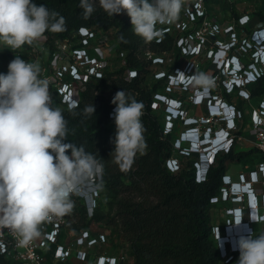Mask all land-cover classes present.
I'll return each instance as SVG.
<instances>
[{"label": "trees", "instance_id": "1", "mask_svg": "<svg viewBox=\"0 0 264 264\" xmlns=\"http://www.w3.org/2000/svg\"><path fill=\"white\" fill-rule=\"evenodd\" d=\"M199 0H190L187 7L195 11L194 4ZM206 4L209 0H203ZM37 5H45L50 11L54 10L65 18V30L58 33L49 32L52 38L66 37L70 32L80 26H89L102 32H109L114 28V38L117 41V52H126V64L117 71H105L102 78L87 82L81 93V103L72 110L60 105L56 96L52 100L53 107H59L67 121L68 136L66 143L82 145L87 152L93 153L102 159L104 173L98 182L101 185V194L106 190L111 192H129L130 197H122L118 204V218L108 219V223L117 225L118 221L126 231L130 241L134 262L132 264H232L238 260L239 252L232 254L231 259L224 261L221 255L215 227L219 226L224 234V225L216 224L214 209L221 204L228 205V201L218 198L223 176L228 172L232 162H242L261 153L253 146L247 150H235V145L228 151L218 155L216 163L211 166L207 178L204 181L196 180L194 161L196 156H187L177 153L180 159V169L172 172L167 166V159L173 155V143L177 138L176 129L169 134H164L166 113L164 109L157 110L153 104L155 94L165 90L169 77L161 79L153 75L149 69L152 60L139 56V47L144 40L132 32L130 18L126 13L107 16L98 6L91 18L84 19L82 9L79 8L80 0H33ZM231 6L236 20L242 15L235 9L236 0H225ZM207 7V6H206ZM253 14L264 22V0H254L252 6ZM208 13V9L206 11ZM205 16H197L195 27H190L185 34L192 33L200 27ZM183 21L181 18L173 24L172 32H164L160 42L152 41V49L162 54L178 50L179 58L171 66L169 72H174L178 66H183L191 55L182 53L177 46V23ZM250 23V22H249ZM247 26V25H246ZM264 27V26H260ZM258 27V28H260ZM237 34L238 31L232 27ZM257 29V28H254ZM253 28L248 29L250 38ZM124 39H121V37ZM240 37V34L238 36ZM239 45V44H238ZM232 48V53H234ZM15 52V49H11ZM207 49L203 51L205 53ZM249 56L254 51L248 49ZM156 53V54H157ZM247 65L250 61L241 58ZM167 64H159L156 70L166 67ZM134 68L138 75L129 78L126 70ZM210 76L218 73L216 68L205 66ZM124 90L135 97L144 105L142 123L145 128L144 137L146 150L138 153L134 164L129 171H121L110 156L114 150L112 141L115 139L116 126L110 119V111L115 106L111 103L115 93ZM252 101L258 103L264 95V73L253 83L249 84ZM108 92V94H106ZM179 90H174L177 95ZM224 97L233 101L237 92H223ZM184 99V97H182ZM245 100L238 98V107L243 109ZM95 108L94 114H86L88 105ZM68 154H71L70 151ZM263 155V154H262ZM264 159L249 165L255 168ZM140 197L136 199L135 196ZM151 196L157 201L150 200ZM74 202L68 227L80 232L82 229L90 228L89 222L93 219L101 220L98 210L91 218H87L88 212L81 198H72ZM264 234V230L256 229V236ZM55 245L48 253L52 261ZM69 263V262H68ZM66 263V264H68ZM0 264H20L0 254Z\"/></svg>", "mask_w": 264, "mask_h": 264}, {"label": "built area", "instance_id": "2", "mask_svg": "<svg viewBox=\"0 0 264 264\" xmlns=\"http://www.w3.org/2000/svg\"><path fill=\"white\" fill-rule=\"evenodd\" d=\"M194 4L195 11L188 7V15L195 20L197 16H206L201 4ZM200 5V6H199ZM251 19L249 13L239 17L241 25L248 24ZM204 22V21H203ZM177 46L182 53L191 56H200L208 44L209 38H214L220 32L217 23L211 26L216 29L207 33L208 27H200L192 33L185 32L190 28L187 21H180L176 25ZM234 26L228 29L233 30ZM163 32H172L171 24L157 25ZM210 28V27H209ZM234 34V35H233ZM234 39L230 42L216 43L210 48L211 56L215 54V68L218 73L212 75L214 85L208 90L194 86L190 80L177 81L174 77L177 70L186 75H192L200 69V62L193 59L188 60L183 66H178L174 72L161 68L154 71V76L161 79L169 77L165 92L173 93L174 90L191 91L188 100L167 93L158 92L155 99L166 105V119L163 133L169 134L176 129V125H183L184 129L178 133L173 143V151L187 156H196L194 161L196 180L204 181L207 178L210 167L216 163L219 154L228 151L240 140L244 139L242 132V120L245 117L244 109L238 107L237 101L225 99L223 92H237L238 97L252 101L249 84L256 81L264 73V27L255 29L252 32L250 47L253 60L245 65L241 57L230 52L237 46L238 35L232 33ZM160 42L161 39H155ZM248 40V38H244ZM227 45V46H225ZM254 45V46H253ZM115 47L116 54L126 62V52H117V41L114 38L112 29L109 32H102L89 26H80L63 38H52L49 32L45 33V39L34 42L32 45H23L15 49V56H21L28 62H38L41 67L40 78L49 81V91L54 99L57 97L61 106L72 110L77 108L82 100L81 93L87 82L93 79L102 78L108 69V60L105 51ZM248 49L245 45H241ZM221 51L220 55L216 53ZM148 60L153 64H167L172 58L163 54H149ZM229 60V62H227ZM133 73L135 75H133ZM129 78L136 77L138 70L130 68L127 71ZM218 86L219 90L218 91ZM205 105L207 113L191 115L188 105ZM257 105L251 110L250 121L253 129L254 146L264 155V95ZM114 106L110 111V119L114 122ZM218 149H221L218 151ZM71 155V154H68ZM210 161V162H209ZM206 162V164L204 163ZM206 165V166H205ZM167 166L172 172L180 169V159L172 155L167 159ZM100 178H94L89 182L90 186L85 187L87 195H72V198L79 197L84 202L88 215L93 216L97 200L101 194ZM100 185V187H96ZM261 186L262 189L258 187ZM223 201H228L230 206L227 213L230 214L228 223L224 228L236 226L237 216L241 218L240 225L245 221L251 223L248 233L251 231L253 238L256 234V225L264 224V159L255 168L245 165L240 170L238 177L227 172L223 176V184L218 196ZM71 212L60 218H54L45 222L40 227L41 235L27 246H18L16 237L8 229H0V254L20 264H66L75 257L78 261L88 262L89 255L96 246H100L109 240L105 232H96L91 227L82 229L80 232L68 227ZM221 228L215 227L216 236L220 237ZM76 232V233H75ZM73 234V239L70 240ZM52 261L48 253L52 246ZM125 255H110L100 253L96 255L94 264H120Z\"/></svg>", "mask_w": 264, "mask_h": 264}, {"label": "clouds", "instance_id": "3", "mask_svg": "<svg viewBox=\"0 0 264 264\" xmlns=\"http://www.w3.org/2000/svg\"><path fill=\"white\" fill-rule=\"evenodd\" d=\"M96 3L80 0L84 19L91 18ZM184 4L185 0H98L109 17L126 13L132 32L146 43L163 38L157 25L175 22ZM65 25L58 12L33 0H0V43L8 48L32 45L45 39L46 32L64 31ZM40 73L38 62L21 56L9 62L6 74L0 73V229H8L22 247L40 237L43 223L69 214L74 207L71 196L87 195L85 187L104 173L102 159L82 145L65 142L67 121L62 109L53 107L49 81ZM174 78L190 80L205 91L214 85L204 72L186 75L177 70ZM111 103L116 106V134L110 156L126 172L147 147L141 119L144 105L124 90L117 91ZM85 112L94 114V106L88 105ZM240 223L237 217L235 225ZM250 227L245 221L234 235L226 228L224 234L220 231L216 237L223 257L239 252L237 264H264V234L253 238L247 232Z\"/></svg>", "mask_w": 264, "mask_h": 264}, {"label": "rangeland", "instance_id": "4", "mask_svg": "<svg viewBox=\"0 0 264 264\" xmlns=\"http://www.w3.org/2000/svg\"><path fill=\"white\" fill-rule=\"evenodd\" d=\"M190 0H185L184 4V10H182L179 18L181 20L187 21L189 27H195V21L192 19L191 15H188V7L187 5L189 4ZM235 1V0H234ZM201 4V7L203 10H205L206 16L204 18L203 26L208 27L207 33L209 34L210 32H217L216 29H211V26L214 23H217V27L219 28L220 32H217L218 35L214 38H209L208 39V44L206 45L207 51L205 53L200 54V56H192V58L196 62H200V69L198 72H204L209 74L205 70V66H210V68H215V54L211 56V51L210 48L214 47L216 43H220L217 40H221L224 43L230 42L234 39L232 33L234 32V29L231 30V32H228V29L231 28V26H234L238 33V39L239 41L237 42V46L234 48V53L239 55L241 58H243L246 62V60L250 61L253 56L250 54L249 56V51L248 49L254 48L250 47L249 43H252L253 41L251 40L252 34L250 38L247 36L249 35L248 29L250 28H258L260 26H264V22L261 21L255 14H253V4L254 0H236L235 2V9L240 13H249L251 16L250 23L241 25L239 23V19L236 20L234 18V14L232 11L231 6H229L225 0H209L206 4L204 3L203 0H199V3ZM98 0L96 3V7H98ZM200 6V5H199ZM207 6V7H206ZM208 9V13L206 12ZM178 18V19H179ZM177 19V20H178ZM174 23V22H173ZM172 23V24H173ZM247 25V26H246ZM210 27V28H209ZM114 28H112V33L114 34ZM255 30V29H254ZM179 35L180 33H176ZM244 38H248V40H244ZM254 43V42H253ZM245 45L248 49L245 47L241 46ZM227 46V45H225ZM254 46V45H253ZM255 49V48H254ZM231 51H229L230 54ZM157 53L152 49V42L146 43L145 41L140 44L139 47V56L143 57L144 59H147V56L149 54H154ZM221 51L219 50L216 55L219 56ZM106 57L109 58L108 62V70L109 71H117L120 68L124 67L126 62L123 59H120L118 55L116 54L115 47H110L109 49H106L105 51ZM159 54V53H157ZM163 54V53H162ZM167 56L171 57L172 60L169 62H166L167 65L166 67H161L165 69L166 71H169L171 66L177 61V58H179L178 50L170 51L167 52ZM15 58V54L10 51V48H8L5 44L0 43V73L6 74L8 71V64L11 60ZM229 62V60H227ZM158 65L153 64L152 62L149 63V69L154 71L157 69ZM127 73V70L124 74ZM218 87V86H216ZM218 91L219 87L217 88ZM162 93H167L168 95H173L170 92H165V90L162 91ZM108 94V92H106ZM191 94V91H179L177 94L178 97H184V100H188V96ZM238 94H236L233 98V101H238ZM226 99V98H225ZM257 104L253 101H245L243 105V109L245 111V117L242 120V132L245 137V141L243 142L240 140L237 142L235 145V150H247L251 149L254 146L253 140V129L250 121V114L251 110L256 106ZM153 106L157 110L164 109L166 113V105H164L163 102H160V105H158V102L155 101ZM161 108V109H160ZM188 109L191 115H201L204 113H207V107L205 105H199V106H194V105H188ZM112 123L115 125V121ZM184 127L179 124V129L178 133H180L181 130H183ZM177 152L173 151V155H176ZM263 157L262 153H258L256 156L249 158L246 161L242 162H232L231 165L229 166L228 172L233 176V178L238 177V173L240 170L244 169L245 164H253L258 162L261 158ZM259 189H262L261 186L258 187ZM135 193H132L131 196H133ZM135 196V195H134ZM122 197H130L129 192H111L110 190H106L103 194H100L96 208L98 210V213L100 216H103L101 220L93 219L89 222V227H91L94 231L96 232H105L109 236V240L105 243H102L101 246L99 245L96 247V251H99L100 249L102 250H108L113 253H116L117 255H125V259L121 262V264H132L134 262V255L132 252L131 244L130 241L128 240V236L126 235V231L124 229V226H122L121 222L118 221L117 225H113L108 223V219L111 220L112 218H118V204L119 201L121 200ZM136 199H140V197L135 196ZM150 200L157 201V199L153 196H151ZM230 206V204L225 205L221 204L219 207L214 209V216L216 220V224H219L221 226L225 225L228 223V218H230V214L227 213V209ZM96 211V209H95ZM72 219L76 220L77 218L75 216H71ZM92 217V216H91ZM89 215L87 216L88 220L91 218ZM255 229L257 230H264V224H258L256 225ZM76 233V232H75ZM73 234H71V239H73ZM106 244V245H105ZM233 257L232 254H227L226 257H223V260L226 262L228 260H233L231 259ZM72 264H80L77 260H73L71 262ZM70 264V263H68ZM232 264H237V261H234Z\"/></svg>", "mask_w": 264, "mask_h": 264}, {"label": "crops", "instance_id": "5", "mask_svg": "<svg viewBox=\"0 0 264 264\" xmlns=\"http://www.w3.org/2000/svg\"><path fill=\"white\" fill-rule=\"evenodd\" d=\"M174 96H176V97H178V95H174ZM178 129H179V124H178V126H177V129H176V133H177V135H178ZM243 142L245 141V137H244V139L242 140ZM231 165V164H230ZM235 234V233H234ZM106 245V244H105ZM101 246V245H100ZM99 246V247H100ZM97 247V246H96ZM96 247L94 248V249H92V252L90 253V255H89V260H88V262H81V261H78L75 257H73V258H71L70 259V261H69V263L70 264H72L71 262H73V260H77L80 264H94V262H95V257H96V255H97V253L98 254H100V253H108V254H110V255H117L116 253H113V252H111V251H108V250H102V249H100L99 251H96ZM121 264V263H120Z\"/></svg>", "mask_w": 264, "mask_h": 264}, {"label": "bare ground", "instance_id": "6", "mask_svg": "<svg viewBox=\"0 0 264 264\" xmlns=\"http://www.w3.org/2000/svg\"><path fill=\"white\" fill-rule=\"evenodd\" d=\"M242 228V226L241 225H236V226H234V227H231V228H229V231H230V234L232 235H234V231H239L240 229Z\"/></svg>", "mask_w": 264, "mask_h": 264}, {"label": "snow or ice", "instance_id": "7", "mask_svg": "<svg viewBox=\"0 0 264 264\" xmlns=\"http://www.w3.org/2000/svg\"><path fill=\"white\" fill-rule=\"evenodd\" d=\"M133 75H135V74L133 73ZM237 217H239V216H237Z\"/></svg>", "mask_w": 264, "mask_h": 264}]
</instances>
